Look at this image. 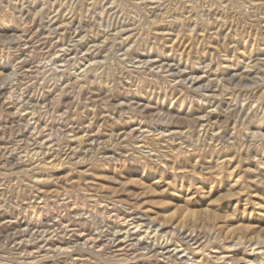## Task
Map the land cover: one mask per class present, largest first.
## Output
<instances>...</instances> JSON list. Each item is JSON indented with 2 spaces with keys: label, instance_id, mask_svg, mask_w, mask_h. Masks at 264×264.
Instances as JSON below:
<instances>
[{
  "label": "rangeland",
  "instance_id": "374dc122",
  "mask_svg": "<svg viewBox=\"0 0 264 264\" xmlns=\"http://www.w3.org/2000/svg\"><path fill=\"white\" fill-rule=\"evenodd\" d=\"M0 264H264V0H0Z\"/></svg>",
  "mask_w": 264,
  "mask_h": 264
},
{
  "label": "bare ground",
  "instance_id": "6f19581e",
  "mask_svg": "<svg viewBox=\"0 0 264 264\" xmlns=\"http://www.w3.org/2000/svg\"><path fill=\"white\" fill-rule=\"evenodd\" d=\"M30 64H32V63H30ZM29 64V65H30ZM30 68V67H29ZM120 138V137H119ZM71 144V143H70ZM34 145H36V144H34ZM71 145H69V148L68 149H70L71 147H70ZM35 148V147H34ZM38 148H40V147H38ZM50 148H51V146H50ZM68 149H66V151L68 150ZM34 150V149H33ZM38 150V149H37ZM73 150H74V148H73ZM48 151V150H47ZM33 152H35V150L33 151ZM39 152V151H38ZM36 153H37V151H36ZM66 153V152H65ZM40 154H42V153H40ZM51 154H54V153H51ZM67 154V153H66ZM26 228V227H25ZM24 228V229H25ZM34 230V229H33ZM42 232L40 231V229L39 228H36V230L35 231H32V229H27V230H20L16 235H14V237H11V240H14V241H16V240H18V239H24V237H29V236H32V235H34V237H35V235H36V238H38V236H37V234L39 235L40 234V237H41V234ZM31 234V235H30ZM194 239V238H193ZM94 240V239H93ZM96 240H94L93 241V243L95 242ZM47 244V243H46ZM47 247V246H46Z\"/></svg>",
  "mask_w": 264,
  "mask_h": 264
}]
</instances>
